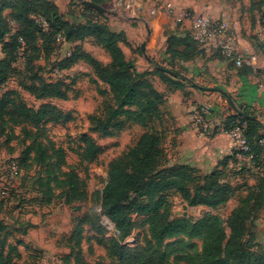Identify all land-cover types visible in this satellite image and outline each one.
Segmentation results:
<instances>
[{
    "label": "rangeland",
    "instance_id": "rangeland-1",
    "mask_svg": "<svg viewBox=\"0 0 264 264\" xmlns=\"http://www.w3.org/2000/svg\"><path fill=\"white\" fill-rule=\"evenodd\" d=\"M67 1L65 6L60 4L64 17L79 20L80 10L72 4L76 0ZM179 1L196 8L199 13L207 14L216 10L220 17L223 10L225 12V5L252 16L259 14L261 17L264 12V0ZM104 6L114 13L108 18L111 19V27L126 31L127 41L125 45L120 44V47L130 61V38L137 45L135 49H140V43L146 41V27L149 28L151 17L143 14L132 18L128 11L113 7L109 2ZM263 23L261 19V25ZM156 30L159 31L156 44L161 45L159 50L162 52L169 34L177 32L185 35L189 28L184 23L165 20L162 27L157 26ZM188 45L187 49L182 50L184 53L194 52L197 56L199 52L203 53V57L199 59L200 64H205L207 55L208 59L220 56L217 52L203 49L199 45L195 46L190 42ZM76 49L89 54L102 67L107 68V52L93 38L68 43L52 36L50 45L37 38L26 59L21 57L11 64L7 79L0 83V96L5 94L0 103L1 263L135 264L131 253L140 252L151 255L153 264H201L202 242L199 238L177 236L165 240L160 249L149 247L148 224L144 221V215L136 216L134 211L132 215L128 213L131 227L124 238L119 236L115 226L113 228L107 225L106 221L110 218L102 209L101 202L109 164L124 155L146 131H157L161 135L159 142L167 151V157L172 161L176 160V120L165 101L160 107V117L151 120L146 126L127 122L121 130L110 135L94 131L91 126L92 117L101 116L106 104H112V97L108 85L100 80L94 68L85 61L77 59L70 66L60 68L68 57L66 51L72 53ZM3 56L1 44L0 59ZM159 56L153 58L155 62L150 68L141 60L139 64H135L139 74H152L151 78L157 86L162 83L156 69L159 67L161 70L166 67L167 61L171 62L169 58ZM223 60L231 63L224 58ZM196 62L194 59L190 65ZM171 66L173 71L179 72L180 77H184L187 88L198 90L202 97L196 103L188 90L189 94L184 98L191 101L192 108L205 105L212 110V116L221 117L225 100L222 93L214 88L225 90L223 80L216 79V84L211 86L202 79H196V75L184 64L172 60ZM40 81L60 84L66 92V98H39L24 86L38 85ZM163 85L167 93L173 91L168 85ZM21 104L33 110L45 106L46 114L39 121L27 119L12 123L4 113L11 110L13 105ZM192 108L186 112V121L191 129ZM93 151L92 158L90 154ZM12 163H16L17 170L11 175L8 167ZM3 190L7 191L5 197L1 196ZM163 195L169 203L168 213L171 219L187 217L195 221L209 212L221 216L225 222L226 239L229 235L227 219L232 209L243 200L234 197V205L228 201L219 207L210 208L192 206L173 192L168 191ZM183 205H186L185 209ZM249 207H252L251 203Z\"/></svg>",
    "mask_w": 264,
    "mask_h": 264
},
{
    "label": "trees",
    "instance_id": "trees-1",
    "mask_svg": "<svg viewBox=\"0 0 264 264\" xmlns=\"http://www.w3.org/2000/svg\"><path fill=\"white\" fill-rule=\"evenodd\" d=\"M90 1L100 5L108 2ZM72 4L80 10L79 20L64 17L53 0H0V45L2 44L4 53L0 59V83L7 79L11 64L21 57L26 59L37 38L50 45V38L57 37L58 34L68 43L90 37L107 52V68L102 67L89 54L77 49L66 58L65 64L60 68L68 67L75 60L81 59L94 68L100 80L108 85L112 104H106L101 116L92 117L93 130L110 135L121 130L127 122L146 126L151 120L159 118L160 107L166 101L165 94L155 88L152 74H139L135 69L134 59H126L120 47V44L125 45L127 41L126 33L113 29L103 13L77 1ZM261 19L264 22V12ZM262 27L264 28V23ZM189 42L198 46L189 31L185 35L173 32L166 37L164 52L171 62L167 61L166 67L160 68L161 70L158 67L156 70L160 73L162 84L168 85L170 90L184 92L186 88L185 79L179 76L178 71L172 70V60L192 61L203 54L199 52L197 56L194 52L184 53L182 50L189 47ZM131 51L140 52V49L132 48ZM238 69L241 73L251 68L244 65ZM24 86L39 98H66L65 90L58 83L40 81L38 85ZM4 97L5 94L0 96V103ZM5 112L4 115L12 123L27 119L39 121L46 114L45 106L33 110L23 104L13 105L11 110ZM252 116L254 112H244L227 115L224 119L227 126L231 122L244 125L252 161L258 163L264 127L259 119ZM160 136L157 131L144 132L134 146L109 164L101 206L119 236L124 238L128 235L131 227L128 213L132 215L134 211L136 216H145L148 246L151 248L160 249L165 240L177 236L199 238L202 242L201 264H264V247L256 240L254 231V221L264 205V179L255 181L253 185L233 182V176L243 172H235L228 166L235 162L236 151L223 157L209 173H202L183 162L172 161L159 142ZM90 156L94 157V151ZM168 191L180 195L192 206L210 208L219 207L234 197L243 198L227 219V239L225 222L217 214L209 212L195 221L187 217L171 219L168 213L169 203L163 195ZM249 203L252 207H249ZM131 256L135 264L154 262L153 257L145 253L134 252Z\"/></svg>",
    "mask_w": 264,
    "mask_h": 264
},
{
    "label": "crops",
    "instance_id": "crops-1",
    "mask_svg": "<svg viewBox=\"0 0 264 264\" xmlns=\"http://www.w3.org/2000/svg\"><path fill=\"white\" fill-rule=\"evenodd\" d=\"M53 1L58 5L59 10L61 11L62 5L65 6L67 0ZM76 1L83 4H85L84 1L91 2L90 0ZM174 2L183 7L197 11L196 8H191L182 1L174 0ZM61 3L62 5H60ZM96 5L102 6L107 10L108 13L103 14L108 18L111 15L113 16V11L106 8L104 4ZM214 8L215 6L213 9ZM225 8V12L224 10L222 12V17H220L216 10L207 12V14L223 19L226 23L228 32L236 35L240 49L243 51H251L258 55L259 60L257 64L255 66H250L251 69L239 73L237 67H234L232 63H227L220 56H212L208 59L209 55H207L205 64H200L199 61L203 56L197 57V62L194 65H190L192 61L180 63L184 64L193 75H196V79H202L210 85L216 84V79L223 80L222 85L225 87V90L218 89L217 87L214 88V90H219L222 93V97L225 100V105L222 106V109L224 110L222 116L254 112V115L259 116L258 119L264 127V32L261 25V17L259 14L252 16L247 12H242L240 9H232L231 6L229 7L225 5ZM165 20H169L171 23L173 22L171 19L161 14L150 19L149 28L148 26L146 27V41L145 43H140V52L131 51V49H135L137 45H135L130 38V58L136 59L135 64H139L141 60L144 62L145 66H149L150 68L155 62L153 59L155 56L160 55L167 58V55L164 52L165 46L162 47L161 52L159 50L161 45L157 46L156 44V39L159 34V31H157L156 28L157 26L161 28ZM111 24L112 22L110 19L109 25L111 26ZM115 30H123L126 33L125 29L122 28ZM259 45L260 47H257ZM197 66H200V68ZM167 72L170 71L167 70ZM220 82L221 81L218 83L220 84ZM198 86L199 85H196V87ZM155 88L162 93L165 92V100L168 105V110L176 120L174 151L177 153V157L176 160L173 159V161L183 162L197 168L202 173H209L223 157L231 155L232 152L235 151L233 142L228 136L221 134H203L190 128L188 121H186V118H188L186 112L191 110L192 104L191 101L187 99V97L184 98V96L190 93L196 103H199L202 97L198 90L189 87L187 88L186 86L184 92L176 90L167 93L163 84L156 85ZM188 90H190L189 93ZM259 155L260 160H258V163L239 157L237 154L235 155V162L229 163L228 166L235 172L239 170H242L243 172L233 176V182L237 181L242 184L253 185L255 181H258L261 178L264 179V144H262ZM232 199L229 201L234 205ZM254 229L256 240L264 247V205L258 218L254 221Z\"/></svg>",
    "mask_w": 264,
    "mask_h": 264
},
{
    "label": "built area",
    "instance_id": "built-area-1",
    "mask_svg": "<svg viewBox=\"0 0 264 264\" xmlns=\"http://www.w3.org/2000/svg\"><path fill=\"white\" fill-rule=\"evenodd\" d=\"M108 2L113 7L128 11L132 18L143 14L152 18L161 14L171 19L173 23H184L189 28L190 36L197 45L203 49L217 52L221 57L231 62L234 67L255 66L259 60L256 53L240 49L236 35L228 32L223 19L196 12L168 0L164 2L155 0H108ZM57 38L66 42L60 34L57 35ZM70 54V51H66L67 56ZM211 111L210 107L205 105L194 108L190 115L192 129L203 134L228 136L233 142L236 154L252 161L250 146L244 135V125L231 122L227 126L224 119L225 115L214 117ZM260 142L264 144V139H261ZM15 170L16 165L12 163L9 166V173L12 175ZM1 196H7V191H1Z\"/></svg>",
    "mask_w": 264,
    "mask_h": 264
},
{
    "label": "water",
    "instance_id": "water-1",
    "mask_svg": "<svg viewBox=\"0 0 264 264\" xmlns=\"http://www.w3.org/2000/svg\"><path fill=\"white\" fill-rule=\"evenodd\" d=\"M84 3L86 5H88L89 7H92V8H94V9H96V10L102 12V13H108L107 10L104 7H102V6L96 5V4H94L92 2H89V1H84ZM258 117H259L258 115L252 116V118H258ZM183 208L185 209L186 205H183Z\"/></svg>",
    "mask_w": 264,
    "mask_h": 264
},
{
    "label": "bare ground",
    "instance_id": "bare-ground-1",
    "mask_svg": "<svg viewBox=\"0 0 264 264\" xmlns=\"http://www.w3.org/2000/svg\"><path fill=\"white\" fill-rule=\"evenodd\" d=\"M106 223H107L108 226L113 227V225L111 224L109 219L106 221Z\"/></svg>",
    "mask_w": 264,
    "mask_h": 264
}]
</instances>
